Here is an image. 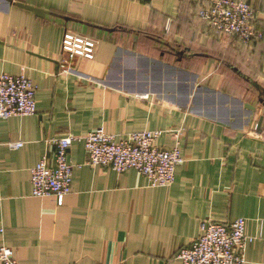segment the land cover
<instances>
[{"label": "crops", "instance_id": "crops-1", "mask_svg": "<svg viewBox=\"0 0 264 264\" xmlns=\"http://www.w3.org/2000/svg\"><path fill=\"white\" fill-rule=\"evenodd\" d=\"M212 1L0 0V74L36 87L34 115L0 119V248L18 264H181L202 221L238 218L243 264H264V0H246L263 34L247 45L198 17ZM65 31L96 40L95 58L65 59ZM98 129L159 130L161 148L181 129L173 184L86 165ZM67 135L72 185L58 206L32 197L30 170Z\"/></svg>", "mask_w": 264, "mask_h": 264}, {"label": "built area", "instance_id": "built-area-1", "mask_svg": "<svg viewBox=\"0 0 264 264\" xmlns=\"http://www.w3.org/2000/svg\"><path fill=\"white\" fill-rule=\"evenodd\" d=\"M254 10L246 0H213L198 17L218 34L237 38L247 45L260 40L263 34L253 25ZM97 41L91 37L65 31L61 39V53L69 62L75 59L92 61ZM71 71L70 69H65ZM36 113V87L25 75L0 74V119L25 117ZM174 145L161 148L156 141L162 131H143L116 137L102 129L84 137L86 165L110 169L120 175L134 170L147 179L150 187H170L175 170L183 163L180 153L181 129L168 131ZM77 140L71 135L51 141L52 157L44 155L30 170L31 195L34 198H52L61 205L70 194L73 165L69 149ZM19 149L21 143H10ZM246 221L238 218L228 224L204 220L199 235L189 246L178 250L181 264H243L244 251L250 239L245 234ZM0 264H18L11 249L0 248Z\"/></svg>", "mask_w": 264, "mask_h": 264}, {"label": "water", "instance_id": "water-1", "mask_svg": "<svg viewBox=\"0 0 264 264\" xmlns=\"http://www.w3.org/2000/svg\"><path fill=\"white\" fill-rule=\"evenodd\" d=\"M19 6L28 10V11L34 12L36 15H38L40 17L43 16V12L39 9H36V8L28 6V5H22V4H20Z\"/></svg>", "mask_w": 264, "mask_h": 264}]
</instances>
